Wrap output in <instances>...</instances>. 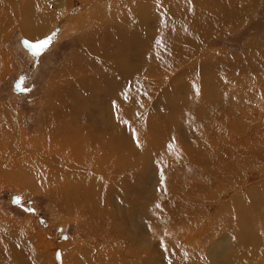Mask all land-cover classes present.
I'll use <instances>...</instances> for the list:
<instances>
[{"label": "rangeland", "instance_id": "374dc122", "mask_svg": "<svg viewBox=\"0 0 264 264\" xmlns=\"http://www.w3.org/2000/svg\"><path fill=\"white\" fill-rule=\"evenodd\" d=\"M233 1L222 15L214 0H31L18 15L30 23L0 19V123L12 129L0 130L3 148L18 147L17 139L38 146L52 134L43 121L64 116L81 135L102 137L98 161L112 179L113 218L95 225L54 196L0 181V221H27L37 236L23 240L13 264H34L38 253L55 264H102L99 253L108 264L116 254L118 264H132L133 250L141 264H177L165 250L176 235L190 244L182 264H264V0ZM18 2L21 9L27 1ZM211 12L221 19L203 33L200 20ZM47 13L41 32L37 19ZM118 23L119 37L98 55L92 28L117 31ZM44 39L50 43L35 55L28 44Z\"/></svg>", "mask_w": 264, "mask_h": 264}, {"label": "bare ground", "instance_id": "6f19581e", "mask_svg": "<svg viewBox=\"0 0 264 264\" xmlns=\"http://www.w3.org/2000/svg\"><path fill=\"white\" fill-rule=\"evenodd\" d=\"M19 1L20 2L21 1H27L21 9H18V8H20V7H18L19 6L18 0H0V19L2 17H6L5 18L6 20L17 21L19 24H21L23 26L26 23H30L31 20L29 19V16H27V15L24 16V20L22 21V18L18 17V15H21L20 11L23 8L28 10L29 3L31 2V0H29V1L28 0H19ZM214 1L217 5H219L221 7L220 9H222V10L224 9L222 15L225 12L227 13L229 11V7L232 8L233 6H236V2L233 0H226V3H220V0H214ZM232 1H233V3H232ZM231 3H232V5H231ZM210 9H211V7H210ZM173 10H174L173 8H167L166 9V11H173ZM213 14L217 18L213 17L212 12L210 15H202L204 19L200 20L201 27L199 29L206 28L205 32H203V33H207V30H209L211 28L210 26H212L214 23L217 25L218 20L221 19L219 16V14L221 15V12L219 14H218V12H216V13L214 12ZM39 15L41 16V14H39ZM36 18H38V17L36 16L33 19L36 20ZM50 19H51V17L48 15V13L42 14L41 19H37V20H41L38 24L40 27H41V25H43V26L41 28L38 27L37 29L41 30V32L44 31L46 25H48V22H50ZM214 19H215V22H214ZM117 25H116V28L118 29L117 31H115L113 29V27H111L110 25H104L102 27L95 26L92 28V32L94 34L93 37L99 42L98 43L99 49L95 50V52L98 53V55L102 56V55L107 54L106 52H103L104 50H102V48H101L102 46L106 45L107 40H109V39L112 40L115 37H119V23ZM105 26H106V28L103 29ZM26 29H29V28H26ZM185 30H187V29L185 28ZM187 31H190V30H187ZM99 33L103 34V38L99 35ZM187 35H189V34H187ZM89 38H87V39H89ZM194 38L196 40L198 39L197 37H194ZM107 46H109V45H107ZM87 49L89 50V48H87ZM157 53L158 52H155L152 54L153 59L158 60L157 56H156ZM193 54H191V55H193ZM162 64H164V63H162ZM162 64H160V65H162ZM112 65H114V63H112ZM168 65H170V64H168ZM99 66H100V62H99ZM107 66H108V64H107ZM92 86H91V88H92ZM101 94H102V92H101ZM96 96H97V94H96ZM97 103H98V101H97ZM101 105H103V104H101ZM95 108H97V107H95ZM63 117L64 116H52L51 118H48V119L46 118L44 121L42 120L45 124V127H46V128L44 127L42 130L50 131V132H52V134L48 135V136L43 135V136L38 138L36 143L39 146V148H37L38 146H36L34 140L31 141V140H25V139H17L14 143L16 144L15 146H18V147H14V148H3V145L1 144V141H0V181L11 185V187L13 186L16 188H21V189H29L30 191L35 190V189L43 191L44 193L49 194L51 197L54 196L56 199H59L64 204V209L67 210L68 212L75 214L76 216H79L82 213H84V211H86L88 213V216L86 218L87 222L90 221L91 225L100 224V223L103 224L105 222V219L107 218V216L110 215V217L113 218V215H112V211L110 212V210L107 209V204L110 205V203H109L110 201L108 202V198H110L109 197V192L111 191L110 185H112L110 183V180L112 181V179H110L108 177L107 178L102 177V175L105 172V167L103 166L101 161H98V159L101 157V149L103 148V144H104L102 137L101 136H92L91 133H90L91 135L87 134L88 132L86 133L87 135H85V136L81 135V133H79L78 131L70 128L68 125V123H69V121L67 120L68 118H63ZM3 119H4L3 116H0V121H2ZM105 119H107V118H105ZM84 120H86V119H84ZM107 120H109V119H107ZM77 121H76V123H77ZM113 121H115V120H113ZM180 122H182V121H180ZM47 123H49V125H47ZM84 123H86V122H84ZM174 125H176V124H174ZM177 125H178V123H177ZM102 126H104V125L102 124ZM84 128L86 129V127H82V129H84ZM171 128H173V127H171ZM79 129H80V127H79ZM0 130H4V131L10 132V133L12 132L11 127H9L8 125L3 126L1 123H0ZM106 130L109 131L108 127L106 128ZM92 132H94V129L92 130ZM102 136H104V135H102ZM8 137L9 136H7V138ZM117 138H118V136H117ZM114 140H116V139H114ZM111 148H113V147H111ZM104 152H106V151H104ZM113 152H115V151H113ZM106 155H108V154H106ZM196 181L197 180H195V183H196ZM114 182H116V181H114ZM193 182H194V180H193ZM190 183H191V181H190ZM194 189H196V188H194ZM195 191H197V189ZM165 193H167V192H165ZM193 195H195V194H193ZM166 196L169 197V195H166ZM113 197L119 198L118 195H113ZM167 197H165V198H167ZM188 197H185L184 201L185 202H191V204L193 205L194 197H193V199L192 198L187 199ZM216 198H217V196H216ZM169 200H170V198H169ZM61 202H60V204H61ZM155 204H156L157 208H159V205H161L160 201H157ZM147 205H148V203H147ZM187 207H186V209H187ZM151 208H152V205H151ZM115 211H117V214H115V215L117 217V220H119V210L116 208ZM151 213H150V215H151ZM149 218H151V217H149ZM220 218H223V217H220ZM152 220H154V219H152ZM118 224L119 223H117V225ZM29 225L30 224L27 221L23 222L21 224H13V225L3 224L0 221V264H13V263H16L20 259V255H21L20 247H21L23 240L26 239L28 236H35V234L32 232V230H33L32 227H30ZM240 226H242V225H240ZM85 227H87V226H85ZM95 227L96 226L90 228V230H92V231L95 230L97 228V227L96 228ZM103 228H105V227H103ZM103 228H101V231H98V232L101 233L102 241L104 243L105 242L107 243L109 241H108L107 237H106L107 239H105V235L107 236L109 234V232H108V229H103ZM249 230H250V228H249ZM135 233H137V232H135ZM176 233L181 234L179 231ZM254 234H256V237L263 236V233H262V231H260V229L258 232L254 233ZM96 235H98V234H96ZM115 235L117 237H119V234H116L114 232V236ZM238 235H239V233H238ZM248 235H252V233H248ZM248 235H247V237H248ZM187 236H188V233H187L186 237ZM244 236H245V234H244ZM35 237L37 238V236H35ZM168 237H170V236H168ZM238 237L240 238V236H238ZM175 238H176V242H178V244L176 246H173V245H171L172 243L171 244L169 243V245L165 248V250H166L167 256H169L170 258L173 257L174 263L182 264L186 260L189 259L188 256H189L190 251L188 252V249L190 247V244L187 243V245H185L184 243H182L181 242V235H176ZM110 239H111V237H110ZM243 240H246V239L244 238ZM117 241L116 242L114 241V243L115 244L119 243ZM253 241L254 240H252V242ZM110 242H111V240H110ZM241 243H242V241H241ZM251 243H249V245ZM243 245L245 246V244H243ZM148 246H150V245H148ZM59 247L54 248V250H53L54 253L56 252L57 249H61ZM81 249L82 250H79L80 254H83L86 256H88L89 250L91 251V248L88 249L87 247H82ZM149 249H150V247H149ZM36 251H38V250H36ZM77 251H74L73 253L75 254V252H77ZM79 252H77V253L79 254ZM27 253H28V255L32 256L31 254L33 252L29 253V251L26 250L25 254L27 255ZM73 253H72V255H74ZM141 253H142V249H141ZM141 253H139V254H141ZM147 253H148V251H147ZM72 255H71V257H72ZM113 255H115V254H113ZM74 256H73V258H74ZM99 256L101 259H104V260L100 261V262H102V264H108V261H106L107 260L106 256H104L100 253H99ZM115 256H116V259H114V261L117 262L116 264H118L119 263V254H116ZM132 256L137 258V261H134V262L131 261L132 264H141L142 259H139L137 257L139 255L136 252V250L132 251ZM195 256H196L195 257L196 260H200V257L203 258V254L200 252L197 253ZM32 257H34V261H33L34 264H55V260H53L52 263H50L49 259L47 257H45L44 255H40L39 253L36 256H32ZM130 257H131V255H130ZM142 257H144V256H142ZM165 258H167V257H165ZM78 260H80V259H78ZM143 260L145 262H147V264H150L149 262H152V261H149L147 258H143ZM76 261H77V259H76ZM80 261H82V260H80ZM157 262L159 263V261H157ZM110 263H112V262H110ZM17 264H24V260L22 259ZM29 264H31V261H29ZM86 264H88V263L86 262ZM92 264H96V262H94L92 260ZM121 264H123V262ZM202 264H203V262H202Z\"/></svg>", "mask_w": 264, "mask_h": 264}, {"label": "snow or ice", "instance_id": "6c2138e0", "mask_svg": "<svg viewBox=\"0 0 264 264\" xmlns=\"http://www.w3.org/2000/svg\"><path fill=\"white\" fill-rule=\"evenodd\" d=\"M27 43V42H26ZM50 43V39H44L39 44H28V47L32 48L35 55H39L46 45ZM19 87V85H18Z\"/></svg>", "mask_w": 264, "mask_h": 264}]
</instances>
